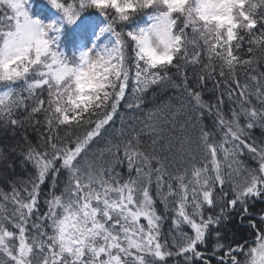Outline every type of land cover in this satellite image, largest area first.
I'll return each mask as SVG.
<instances>
[{
  "label": "snow or ice",
  "instance_id": "6c2138e0",
  "mask_svg": "<svg viewBox=\"0 0 264 264\" xmlns=\"http://www.w3.org/2000/svg\"><path fill=\"white\" fill-rule=\"evenodd\" d=\"M262 63L264 0H0V123L45 129L0 149V264H264Z\"/></svg>",
  "mask_w": 264,
  "mask_h": 264
},
{
  "label": "trees",
  "instance_id": "16d2710c",
  "mask_svg": "<svg viewBox=\"0 0 264 264\" xmlns=\"http://www.w3.org/2000/svg\"><path fill=\"white\" fill-rule=\"evenodd\" d=\"M49 19L53 18L52 16L48 17ZM94 22V23H93ZM90 24H97L99 25L100 19L97 17L93 21H89L87 19H82L81 21H78L76 25L73 26H66V33H67V40L68 42H76L77 39L81 38L82 36H78L79 32L84 33L89 27L88 25ZM83 24V25H82ZM90 32V31H88ZM259 70H264V63L261 64ZM192 71H198L197 70H190L189 76L191 78L192 76ZM174 72V70H173ZM192 85L195 87L196 86V81L192 80L191 81ZM131 84L129 87V98L131 96ZM200 90L204 94L205 100H210L214 101L215 96L219 95L220 90H213L212 82L209 81L207 85H204L200 88ZM177 96V93L172 90L168 89L167 91H162L158 94V100L153 101L151 98V95L147 98V103L145 105V108L153 106L154 103H158L160 100L167 101L169 97H175ZM230 103L227 101V97H225V106L224 110L227 112L228 108L230 107ZM139 112H129L127 109L121 107L120 113L109 128L110 132H116L117 130L120 129L121 127V120L120 116L125 117V122H127L128 118L133 116V115H139ZM183 120V117L180 118ZM205 124L208 125V127L212 126V117L207 115L205 116L204 122ZM45 131L43 128V125L36 126V127H27L25 129H20L17 130L15 133L13 132L12 129L5 127L2 123H0V149H3L5 154L10 153L13 148H16V152L18 153L21 149V147L24 146V142L22 141L21 137L24 135H27L29 137L30 142H37L40 135ZM188 132L190 134H193L194 132L192 129H189ZM255 135L259 138L260 136V130L257 129L255 130ZM12 159L15 162V168L14 170H9L6 167V164L3 162H0V188H6L7 187V181L9 178H14L16 176H23L27 177L29 173L33 172V169L31 165H27L26 167H21L20 166V160L19 157L16 155H13ZM246 163L255 166V162L248 159L245 157ZM227 190V189H226ZM50 191V188L45 185L42 186L41 189V207L43 208V200H44V195ZM249 206L251 210V214L254 218H258V215L261 212H264V200L257 199L255 201H249ZM158 207H161L158 205ZM239 209L232 211L231 212V221L228 227V238L229 242L232 240V234L235 233V239L236 240H241L243 239H251V234L249 230H247L246 224H241L240 218H239ZM168 224H165V231H167ZM187 230V229H186ZM211 243V242H210ZM213 264H215V259L213 258Z\"/></svg>",
  "mask_w": 264,
  "mask_h": 264
},
{
  "label": "rangeland",
  "instance_id": "374dc122",
  "mask_svg": "<svg viewBox=\"0 0 264 264\" xmlns=\"http://www.w3.org/2000/svg\"><path fill=\"white\" fill-rule=\"evenodd\" d=\"M33 14L35 15V13H33ZM41 19H44V17H41ZM93 23H94V22H93ZM93 23H92V24H93ZM92 24L89 23L88 27H90V25H92ZM82 25H83V24H82ZM95 25H97V24H95ZM91 35H92L91 32H87V37H88V38H90ZM78 36H82V37L79 38V39H77V41H76L75 43H80V42H82V41L85 39V37L82 35L81 32H79ZM69 43L71 44V43H73V42H69Z\"/></svg>",
  "mask_w": 264,
  "mask_h": 264
}]
</instances>
